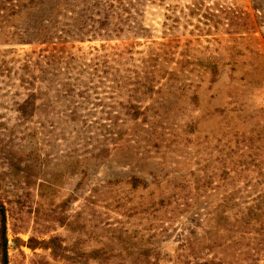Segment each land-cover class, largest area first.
<instances>
[{"label":"rangeland","instance_id":"1","mask_svg":"<svg viewBox=\"0 0 264 264\" xmlns=\"http://www.w3.org/2000/svg\"><path fill=\"white\" fill-rule=\"evenodd\" d=\"M0 205L7 264H264V0H0Z\"/></svg>","mask_w":264,"mask_h":264},{"label":"trees","instance_id":"2","mask_svg":"<svg viewBox=\"0 0 264 264\" xmlns=\"http://www.w3.org/2000/svg\"><path fill=\"white\" fill-rule=\"evenodd\" d=\"M133 181L138 183L140 180L137 178H133ZM258 216H260V214H258ZM50 242H53V240ZM6 243H7V239H6L5 216H4L3 207L2 205H0V264H7ZM42 245H45L44 242Z\"/></svg>","mask_w":264,"mask_h":264}]
</instances>
